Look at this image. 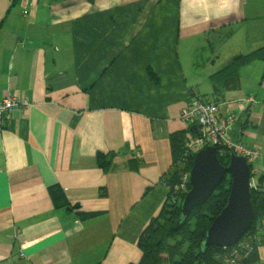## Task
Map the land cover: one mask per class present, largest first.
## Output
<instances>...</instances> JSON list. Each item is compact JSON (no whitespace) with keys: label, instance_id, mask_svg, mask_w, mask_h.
<instances>
[{"label":"crops","instance_id":"0c3cea01","mask_svg":"<svg viewBox=\"0 0 264 264\" xmlns=\"http://www.w3.org/2000/svg\"><path fill=\"white\" fill-rule=\"evenodd\" d=\"M193 92L239 113L258 181L264 0H0V100L30 104L0 128V264L139 263Z\"/></svg>","mask_w":264,"mask_h":264},{"label":"trees","instance_id":"16d2710c","mask_svg":"<svg viewBox=\"0 0 264 264\" xmlns=\"http://www.w3.org/2000/svg\"><path fill=\"white\" fill-rule=\"evenodd\" d=\"M239 60H243L240 58ZM174 138V167L168 180L169 194L165 206L160 214L154 217L148 226L141 233L138 240V247L142 252V258L137 264H227L232 250L240 243L247 240L248 249H242L239 256L240 264H259L261 259L259 248L264 245V175L258 178L257 186L253 188V203L255 206V219L249 231L232 247H210L203 252V243L207 232L214 219L222 212L228 203L231 188V176L228 175L223 183L218 187L214 195L202 206L193 210L180 227L177 226L180 220L181 206L185 195L180 201L170 203L172 191L181 182V159L185 152V135L180 134ZM222 164L228 166L230 154L221 155L218 152ZM193 156L190 159L188 169L193 167ZM100 164L105 171L111 166V158L99 156ZM191 185L188 186V191ZM56 198H61V194H55ZM61 196V197H60ZM76 209H79L76 207ZM102 212H84L77 210V215L84 221L101 216ZM100 264V263H98ZM135 264V263H131Z\"/></svg>","mask_w":264,"mask_h":264},{"label":"water","instance_id":"95a60500","mask_svg":"<svg viewBox=\"0 0 264 264\" xmlns=\"http://www.w3.org/2000/svg\"><path fill=\"white\" fill-rule=\"evenodd\" d=\"M192 132L197 134L198 127H192ZM228 175L232 179L228 203L207 232L204 253L212 246L232 247L249 231L255 219L254 186L251 166L244 156L231 154L230 163L226 166L221 163L216 147L208 146L195 154L191 189L183 199L178 227L195 208L204 205L214 195Z\"/></svg>","mask_w":264,"mask_h":264},{"label":"built area","instance_id":"2783aa9c","mask_svg":"<svg viewBox=\"0 0 264 264\" xmlns=\"http://www.w3.org/2000/svg\"><path fill=\"white\" fill-rule=\"evenodd\" d=\"M256 102L254 96L244 99L240 102L239 107L249 108ZM27 100H21L15 95L5 97L0 100V128L6 125L11 112L16 108H27L29 106ZM180 119L187 124H196L198 127L197 134H191L185 143V152L181 165V182L176 185L170 197V203H177L183 194L188 191L190 183L191 170L188 169L190 159L197 152L208 146L217 148L221 155L237 154L244 156L251 166L252 184L254 188L257 182L253 177L262 172L261 162L263 154L258 148L246 146L237 140L233 135V128L239 121V113L230 108L226 101H208L203 99L198 92H193L187 105L183 107L180 113ZM247 240L235 247L231 255L226 258L227 264H240L239 256L242 249H248Z\"/></svg>","mask_w":264,"mask_h":264}]
</instances>
